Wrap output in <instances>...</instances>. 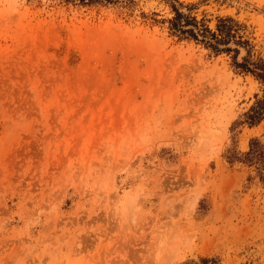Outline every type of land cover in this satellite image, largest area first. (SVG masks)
Returning a JSON list of instances; mask_svg holds the SVG:
<instances>
[{"label": "rangeland", "instance_id": "374dc122", "mask_svg": "<svg viewBox=\"0 0 264 264\" xmlns=\"http://www.w3.org/2000/svg\"><path fill=\"white\" fill-rule=\"evenodd\" d=\"M168 1L0 0V264H264V185L225 156L264 143L262 84ZM179 1L264 56V0Z\"/></svg>", "mask_w": 264, "mask_h": 264}, {"label": "trees", "instance_id": "16d2710c", "mask_svg": "<svg viewBox=\"0 0 264 264\" xmlns=\"http://www.w3.org/2000/svg\"><path fill=\"white\" fill-rule=\"evenodd\" d=\"M81 4H109L119 0H67ZM178 4H175V2ZM168 1L172 9V15L167 18L168 30L179 38H185L201 43L215 53H231L232 63L240 71L250 73L262 84V92L255 94V99L243 112L239 122L248 125L259 123L264 118V56H253L248 38L239 32L242 24L231 15H222L217 18L211 27L203 18H197L190 12V3L179 0ZM182 7L187 8L183 10ZM241 49L244 50L241 53ZM230 162H240L250 168L253 177L264 185V143L257 136L249 139L245 150L229 148L225 154ZM193 262L190 264H202Z\"/></svg>", "mask_w": 264, "mask_h": 264}]
</instances>
